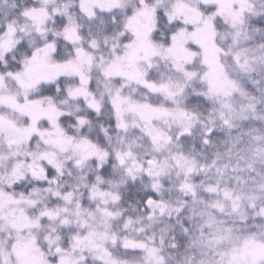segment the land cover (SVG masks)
Masks as SVG:
<instances>
[{
	"label": "snow or ice",
	"instance_id": "snow-or-ice-1",
	"mask_svg": "<svg viewBox=\"0 0 264 264\" xmlns=\"http://www.w3.org/2000/svg\"><path fill=\"white\" fill-rule=\"evenodd\" d=\"M0 264H264V0H0Z\"/></svg>",
	"mask_w": 264,
	"mask_h": 264
}]
</instances>
